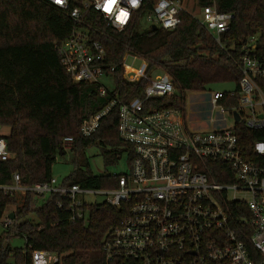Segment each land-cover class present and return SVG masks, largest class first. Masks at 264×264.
I'll return each mask as SVG.
<instances>
[{"label": "built area", "instance_id": "obj_1", "mask_svg": "<svg viewBox=\"0 0 264 264\" xmlns=\"http://www.w3.org/2000/svg\"><path fill=\"white\" fill-rule=\"evenodd\" d=\"M45 1L64 11L78 25L57 45L64 69L74 82L95 83L99 96L114 97L103 110L82 120L81 134L92 135L101 118L117 105L119 136L132 145L134 155L125 173H110L117 177L115 188L64 186L52 177L47 182L22 186L18 174H14L13 183L0 185V190L9 194L30 191L42 199L58 194L61 198L57 207H65L71 221L88 216L82 208L84 202H89L87 195H103L106 204L124 212L120 222L108 229L102 240L104 264H264V152L257 148L264 145V53L256 49L257 34L240 44L237 90L209 93L208 110L217 108L213 120L217 126L210 130L194 129L180 109H145L150 98L174 92L170 76L162 72L152 77L153 70L147 71L146 61L132 69L123 61L128 54L122 59V76L126 81L147 82L142 97L120 102L113 87L108 88L103 82L110 79L109 71L113 68H106L105 49L89 36L83 14L93 10L121 31L133 20L143 0H138L135 7L129 0H117L111 13L103 11L105 0H82V8H70L69 0L59 4L56 0ZM181 3L182 0H157L141 20L174 29L181 22L179 13L184 11ZM120 9L128 13L123 24L115 20ZM199 9L197 20L220 44L221 35L231 27L233 13L217 10L215 0ZM235 96V106L220 103L221 99ZM227 116L231 125H227ZM238 122L261 134L253 142L250 154L235 129ZM71 142V137L63 139L66 150ZM11 158L0 135V161ZM215 167L228 181L210 177ZM12 225L13 218L6 215L0 219L4 229ZM58 259L56 253L47 250L30 252V264H56Z\"/></svg>", "mask_w": 264, "mask_h": 264}, {"label": "trees", "instance_id": "obj_2", "mask_svg": "<svg viewBox=\"0 0 264 264\" xmlns=\"http://www.w3.org/2000/svg\"><path fill=\"white\" fill-rule=\"evenodd\" d=\"M156 1L143 0L133 20L121 31L93 10L83 14L89 36L105 49L106 68H113L109 77L115 98L127 102L142 97L147 85L144 79L128 82L123 78L125 54L146 61L148 72L156 68L171 78L173 94L150 98L145 103L147 111L177 108L185 116L187 92L206 91L221 82H234L236 91L240 44L257 34L256 49L264 53V0H215L217 10L234 15L220 44L186 11L179 13L181 22L174 29L142 27V17L151 12ZM210 4L211 0H197L198 7ZM69 7L82 8V0H69ZM77 27L64 11L45 0H0V126L9 129L1 136L12 156L0 161V185L12 184L14 174L22 186L47 182L56 156L69 151L72 170L61 185L115 188L117 177L106 176V171L92 172L86 150L98 148L105 167L116 165L122 156L128 164L133 158L132 145L118 133L117 105L101 118L92 135L85 137L80 132L82 120L103 110L114 97L99 96L95 83L74 82L61 64L57 45ZM237 102V96L220 100L226 107ZM235 129L250 154L261 134L242 122L236 123ZM65 137L72 138L68 150L63 144ZM210 177L228 181L217 167ZM60 198L50 194L40 205L33 192L9 194L0 190V219L13 214V225L0 233V264H9V259L12 264H30V252L36 249L56 253V264H104L102 240L124 212L105 202H84L82 208L88 216L71 221L67 209L57 207ZM9 207H13L11 212ZM11 236L23 237L24 247L11 248Z\"/></svg>", "mask_w": 264, "mask_h": 264}, {"label": "rangeland", "instance_id": "obj_3", "mask_svg": "<svg viewBox=\"0 0 264 264\" xmlns=\"http://www.w3.org/2000/svg\"><path fill=\"white\" fill-rule=\"evenodd\" d=\"M182 8L184 11L188 12L190 15L199 19L200 17V9L197 5V0H182ZM141 26L147 27L145 20H141ZM124 64L129 66L132 69L139 68L144 60L142 58H133L130 54L126 55L123 59ZM162 71L154 68L151 72V76L161 74ZM103 82L108 88H112V81L110 79H104ZM234 82H221L215 83L209 86L206 91L202 92H187L186 101H185V117L186 121L190 123L194 122L195 119H206L208 115L209 109V93L213 92H222V91H233L235 90ZM217 116V108L213 109V111H209L208 118L204 120L210 128H214L217 125L213 122V120ZM227 125H231L232 120L227 116ZM8 127L0 126V135H6L8 133ZM86 155L89 159V164L92 172L94 174H102L104 171L111 174H120L125 173L128 170V163L126 156H122V158L118 161L116 165H108L105 167L103 158L99 153L98 148L90 147L86 150ZM72 170V161H71V153L66 151L64 154H58L56 156V161L52 165V178L60 184L71 172ZM87 201L101 203L104 202L105 197L103 195H87ZM44 199H39V204L41 205ZM8 212L13 210V207H9ZM4 218V217H3ZM2 218V219H3ZM5 230L2 226H0V233ZM9 246L11 248H23L25 245V239L19 236H11L8 240ZM9 264H12V259H9Z\"/></svg>", "mask_w": 264, "mask_h": 264}, {"label": "clouds", "instance_id": "obj_4", "mask_svg": "<svg viewBox=\"0 0 264 264\" xmlns=\"http://www.w3.org/2000/svg\"><path fill=\"white\" fill-rule=\"evenodd\" d=\"M129 2L131 3L133 7H135L136 4L138 3V0H129ZM99 6L100 5H98V7ZM112 7H113V0H105V3L103 4L104 12L108 13V10H111ZM125 13H127L125 10L120 9L118 11V15H116L115 17V20L123 24L125 20L127 19V16L125 15ZM257 148L259 151L264 152V145H257Z\"/></svg>", "mask_w": 264, "mask_h": 264}, {"label": "crops", "instance_id": "obj_5", "mask_svg": "<svg viewBox=\"0 0 264 264\" xmlns=\"http://www.w3.org/2000/svg\"><path fill=\"white\" fill-rule=\"evenodd\" d=\"M190 125L194 129H209L210 128L206 123H204V121H202V120H200L198 118L195 119L194 122L191 121Z\"/></svg>", "mask_w": 264, "mask_h": 264}, {"label": "water", "instance_id": "obj_6", "mask_svg": "<svg viewBox=\"0 0 264 264\" xmlns=\"http://www.w3.org/2000/svg\"><path fill=\"white\" fill-rule=\"evenodd\" d=\"M157 26L155 25V24H153L152 25V28H156ZM234 117H235V120L236 121H238L239 120V116H238V114L236 113V112H234ZM110 175V173H106V176H109ZM8 217L9 218H13V214L12 213H10L9 215H8Z\"/></svg>", "mask_w": 264, "mask_h": 264}, {"label": "snow or ice", "instance_id": "obj_7", "mask_svg": "<svg viewBox=\"0 0 264 264\" xmlns=\"http://www.w3.org/2000/svg\"><path fill=\"white\" fill-rule=\"evenodd\" d=\"M56 2L59 4V3L62 2V0H56ZM116 3H117V0H113V7H114V5H116ZM113 7H112L111 10H108V13H111L112 12ZM103 11H104V9H103ZM125 15L128 16V13H125Z\"/></svg>", "mask_w": 264, "mask_h": 264}]
</instances>
